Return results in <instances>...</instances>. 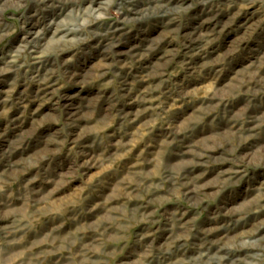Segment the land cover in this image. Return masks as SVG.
Listing matches in <instances>:
<instances>
[{
	"label": "rangeland",
	"instance_id": "obj_1",
	"mask_svg": "<svg viewBox=\"0 0 264 264\" xmlns=\"http://www.w3.org/2000/svg\"><path fill=\"white\" fill-rule=\"evenodd\" d=\"M169 6L58 50L72 82L0 76V264H264V26L246 0Z\"/></svg>",
	"mask_w": 264,
	"mask_h": 264
},
{
	"label": "clouds",
	"instance_id": "obj_2",
	"mask_svg": "<svg viewBox=\"0 0 264 264\" xmlns=\"http://www.w3.org/2000/svg\"><path fill=\"white\" fill-rule=\"evenodd\" d=\"M246 2L249 4L246 15H250L254 21L260 17L258 26H264V0ZM29 3L44 11L43 27L37 22L39 11L33 16L25 14L24 10ZM181 10L170 7L169 0H0V76L5 73L15 74L20 69H25L24 72H20L22 79H38V76L34 75L35 65L48 59L50 63L60 67L59 76L62 79L72 82V73L65 71V68L77 63L75 55L69 60H63L62 57L58 58V50L75 47L78 52L84 51L79 47L81 44H86L90 38L97 40L103 38L110 41L105 49L106 52H110L116 43L114 33L119 31L114 27L117 20L121 24H136L141 28L145 22L151 21L156 27L159 20L168 17L174 19ZM11 11L20 12L18 25L3 22L4 16ZM13 31H18L20 35L15 39H9ZM49 36L58 39L49 40ZM53 45H56V48H53ZM100 47L104 45L101 44ZM25 52L32 58V68L24 63L21 54ZM85 67L81 65L80 71L83 72ZM51 75L56 73L53 72ZM60 83L61 80H58L57 87ZM82 111L83 109L79 108L74 112L66 109L65 124L70 131L75 130L72 128L73 124L82 122ZM250 246L261 249L255 259L264 261V246L258 240L252 241Z\"/></svg>",
	"mask_w": 264,
	"mask_h": 264
}]
</instances>
